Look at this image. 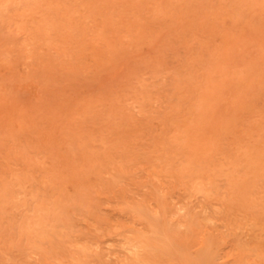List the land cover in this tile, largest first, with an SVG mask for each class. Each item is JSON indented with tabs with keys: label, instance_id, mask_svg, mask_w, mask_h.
Segmentation results:
<instances>
[{
	"label": "rangeland",
	"instance_id": "rangeland-1",
	"mask_svg": "<svg viewBox=\"0 0 264 264\" xmlns=\"http://www.w3.org/2000/svg\"><path fill=\"white\" fill-rule=\"evenodd\" d=\"M0 264H264V0H0Z\"/></svg>",
	"mask_w": 264,
	"mask_h": 264
}]
</instances>
